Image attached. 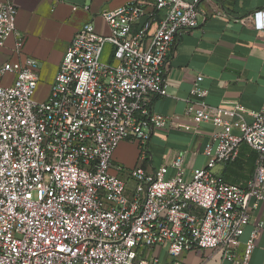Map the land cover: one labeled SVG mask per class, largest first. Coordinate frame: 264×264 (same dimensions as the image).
<instances>
[{
	"label": "built area",
	"instance_id": "built-area-1",
	"mask_svg": "<svg viewBox=\"0 0 264 264\" xmlns=\"http://www.w3.org/2000/svg\"><path fill=\"white\" fill-rule=\"evenodd\" d=\"M9 1L0 3V49L13 36L19 53L24 37ZM200 1L129 0L103 11L109 36L82 25L45 100L35 98L36 60L0 63V264H160L154 254L160 249L171 264L197 250L250 264L264 223H254L245 242L240 237L264 203V108L247 123L236 104L226 121L203 102L187 100L185 117L215 128L204 167L187 174L177 152L155 172L131 169L130 187L113 172L121 142L142 146L154 131L181 128L150 106L166 95L172 49L198 26ZM248 20L264 30V10ZM201 82L196 77L190 95L203 100L208 92ZM242 143L257 156L251 179L238 188L214 168L234 160Z\"/></svg>",
	"mask_w": 264,
	"mask_h": 264
},
{
	"label": "crops",
	"instance_id": "crops-1",
	"mask_svg": "<svg viewBox=\"0 0 264 264\" xmlns=\"http://www.w3.org/2000/svg\"><path fill=\"white\" fill-rule=\"evenodd\" d=\"M9 0H0L8 3ZM129 0H13L17 8L16 30L24 37L23 48L15 53L13 36L0 49V63L31 58L39 64L36 97L45 100L63 55L76 31L84 24L93 25L98 35L109 36V28L100 14L126 5ZM146 11L151 9L147 6ZM198 26L178 36L165 74L166 95L152 99L153 113L176 119L180 129L158 130L139 145L123 141L114 152L112 164L118 177L126 181L131 169L139 166L155 172L181 152L187 174L205 166L203 151L215 128L208 122L195 126L185 117L187 100L203 102L212 116L231 121L230 112L238 104L245 110V121L264 108V30H256L248 17L264 10V0H201ZM160 13L157 18H160ZM145 17H143L144 19ZM108 57V56H107ZM208 95L193 98L190 91L196 77ZM257 153L245 143L237 157L214 168L225 183L245 188L254 172ZM173 171L169 172V176ZM264 223V203L253 212L240 242H245L253 224ZM242 247L239 248L241 250ZM160 264L172 259L163 249L154 251ZM183 264H231L212 250L182 254ZM250 264H264V230L253 250Z\"/></svg>",
	"mask_w": 264,
	"mask_h": 264
},
{
	"label": "rangeland",
	"instance_id": "rangeland-1",
	"mask_svg": "<svg viewBox=\"0 0 264 264\" xmlns=\"http://www.w3.org/2000/svg\"><path fill=\"white\" fill-rule=\"evenodd\" d=\"M110 50H111V46H110L109 44H106V45H105V48H104V53H103V58H104V59L107 58V56H108L109 53H110ZM35 98L37 99L36 94H35ZM37 100H38V99H37ZM126 182H127V181H126ZM132 185H133V183H131V181L127 182V186H128V187H130V186H132Z\"/></svg>",
	"mask_w": 264,
	"mask_h": 264
}]
</instances>
